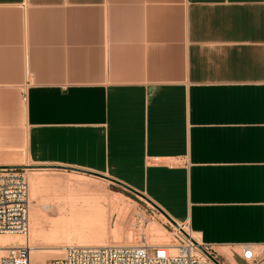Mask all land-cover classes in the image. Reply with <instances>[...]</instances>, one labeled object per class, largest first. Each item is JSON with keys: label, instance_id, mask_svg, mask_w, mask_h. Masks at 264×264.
Returning <instances> with one entry per match:
<instances>
[{"label": "crops", "instance_id": "0c3cea01", "mask_svg": "<svg viewBox=\"0 0 264 264\" xmlns=\"http://www.w3.org/2000/svg\"><path fill=\"white\" fill-rule=\"evenodd\" d=\"M2 98L32 166L128 187L222 264L264 249V0H0Z\"/></svg>", "mask_w": 264, "mask_h": 264}, {"label": "rangeland", "instance_id": "374dc122", "mask_svg": "<svg viewBox=\"0 0 264 264\" xmlns=\"http://www.w3.org/2000/svg\"><path fill=\"white\" fill-rule=\"evenodd\" d=\"M25 141L26 129L22 99H0V167H21L28 182L30 203L29 234L26 238L20 236L21 239H31V230L34 227L32 224L33 208L38 209L41 215H45L44 210L51 208L53 212L50 213V216L53 217L56 215L55 207H66L70 203H84L87 202V199L92 197V199H94L95 197V203L105 212L103 233L104 245L102 246H108L110 241H116V243H129L131 246H136L139 244V238L142 236L145 237L151 245L159 246L168 242L170 228L166 223L165 217L144 199L133 196L109 182L91 176L62 170L34 169L32 168L34 166H32L21 153L22 149H24L22 146ZM30 175L32 176L30 177ZM33 180H37L35 185L36 188H32L31 182ZM38 181H43V183L39 184ZM38 184L39 186L37 187ZM74 187L79 189L77 190ZM70 188L72 190L74 189V192L70 190ZM76 191H78V193ZM75 192L78 195H75ZM69 193H73L74 195ZM87 196L90 197L88 198ZM109 203H113L117 206L114 212L109 211L111 208L109 207ZM122 207L125 211V215L119 217L118 210ZM114 226L115 232L112 234ZM33 234L34 239L33 241L30 240V248H51L52 245L50 246L49 242L45 240L47 236L45 227L34 231ZM77 236L78 235L67 233L63 237V242L59 243V245H62L64 248L76 247L77 244H80L76 241ZM50 252L44 251L37 256L30 252V261L31 259H39L40 261L43 257L44 259L47 257L45 260L54 259V253ZM2 255L4 254H0V256Z\"/></svg>", "mask_w": 264, "mask_h": 264}, {"label": "built area", "instance_id": "2783aa9c", "mask_svg": "<svg viewBox=\"0 0 264 264\" xmlns=\"http://www.w3.org/2000/svg\"><path fill=\"white\" fill-rule=\"evenodd\" d=\"M28 182L21 169L0 167V235L27 237L29 233ZM166 219V218H165ZM169 240L151 245L145 237L129 247L78 248L67 247L60 258L41 264H222L211 248L199 244L185 224L168 219ZM240 258L246 264H263L264 249L259 252L250 245L240 247ZM0 264H32L27 246L5 250Z\"/></svg>", "mask_w": 264, "mask_h": 264}, {"label": "bare ground", "instance_id": "6f19581e", "mask_svg": "<svg viewBox=\"0 0 264 264\" xmlns=\"http://www.w3.org/2000/svg\"><path fill=\"white\" fill-rule=\"evenodd\" d=\"M31 176L32 175H30V177ZM36 182L37 180L36 181L33 180L31 182L32 188H36L35 187ZM38 183L41 184L43 183V181H38ZM39 184L37 185V187L39 186ZM74 188L77 189V187H74ZM70 190L72 189L70 188ZM72 191L74 192V189ZM76 192L78 193V191ZM76 192H75V195H78L76 194ZM69 194L74 195L73 193H69ZM92 198L87 199V202H84V203H78V204L70 203L66 207L64 206L55 207L54 206L56 208L55 210L56 215L53 217L50 216V213L53 212V209L51 208L44 210L45 215L44 214L41 215L38 209L33 208V215H32L33 223L32 224L34 227L33 226H32L33 228L31 227L32 228L31 239L30 238L21 239L20 236L4 234L5 236L3 235L0 236V254H4L5 250L24 245V246H27L29 249V257H30V252L31 254L37 256L39 253H43L44 251H48V252L51 251L50 253H54L53 258H58L63 255V251L66 249L62 245H59V243L63 242V237L67 233L78 235L76 237V241L82 244V245L77 244L76 247L78 248H100V247H109V246L129 247L131 246L129 243H116V241H110L108 246H102L104 245L103 233H104V225H105V212L97 205V203H95V197L94 199ZM109 204H110L109 207H111L109 211L114 212L117 206H115L113 203H109ZM121 209L118 210L119 217L125 215V211L123 207ZM43 227H45V230L47 233L45 240L49 242L50 246L52 245L51 248L49 247L48 248L44 247L40 249L34 248V247L30 248L29 247V245L31 244L30 240L33 241L34 239V234H33L34 231L41 229ZM112 230H113L112 234H114L115 226H114V229ZM23 238H26V237H23ZM46 258L47 257H45V259ZM45 259L44 257L40 261L39 259L38 260L31 259V262L32 264H41L44 262L43 260ZM231 264H234V263L232 262Z\"/></svg>", "mask_w": 264, "mask_h": 264}, {"label": "water", "instance_id": "95a60500", "mask_svg": "<svg viewBox=\"0 0 264 264\" xmlns=\"http://www.w3.org/2000/svg\"><path fill=\"white\" fill-rule=\"evenodd\" d=\"M11 168L21 169V167H11ZM32 168H34V169H40V170H62V171H67V172H74V173H79V174L91 176V177H94V178H97V179H101V180H104V181H108V182L114 184L115 186L121 188L122 190L130 193L131 195L136 196V197H139L141 199H144L148 204H150L152 207H154L148 200H146L140 194H138V193L134 192L133 190L129 189L128 187H126V186H124L122 184H119L117 182L111 181V180H109L107 178H104L102 176L93 174V173H89V172H85V171H80V170H74V169H63V168H57V167H32Z\"/></svg>", "mask_w": 264, "mask_h": 264}]
</instances>
